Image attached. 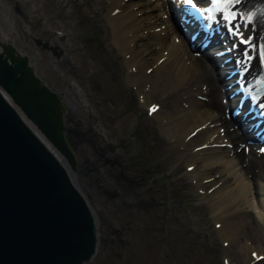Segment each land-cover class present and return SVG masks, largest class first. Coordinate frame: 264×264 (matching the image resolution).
<instances>
[{
  "label": "rangeland",
  "instance_id": "obj_1",
  "mask_svg": "<svg viewBox=\"0 0 264 264\" xmlns=\"http://www.w3.org/2000/svg\"><path fill=\"white\" fill-rule=\"evenodd\" d=\"M91 1L0 0V40L12 41L28 52L37 73L62 92L67 106L64 120L68 139L69 128L86 132L85 136L71 137L80 161L94 157L102 163L105 162L102 152H107L116 168L120 166L116 158H127L133 162L132 169L147 177L148 186L140 192L146 197L136 206L130 207L129 202H138V194H129L121 188L99 193L95 187L96 195L89 192L102 231L97 256L85 264H264V259L251 260L250 256L245 259L225 256V241L214 222L213 199L204 194L190 175L192 169L186 166L185 148L162 134L157 116L148 111V102H163L165 97L159 93L146 104L141 102L136 85L127 79L123 53L114 46L110 34L104 32L109 25L108 9L99 16ZM171 27L173 30L175 25L171 23ZM173 33L175 40L178 37L186 40L178 31ZM36 38L46 40L49 47L38 44ZM52 47H57L60 53ZM86 58L89 63L83 67ZM196 59L203 66L208 63L203 58ZM225 84L227 80L218 81L211 97L222 95ZM175 96L171 93L166 105L174 106ZM220 119L221 128L230 125L224 116ZM96 146L100 152L95 151ZM236 147L233 145L229 151L234 163L236 157L249 152ZM251 155L252 166L246 170V165L240 166L239 162L234 171L231 169L232 175L242 179L253 206H262L263 188L255 181L264 179L263 158L257 151ZM103 172L107 173L95 170L96 175ZM257 207L252 209L260 214ZM114 239L120 246L110 249L109 246L115 245ZM122 251L126 255L121 259Z\"/></svg>",
  "mask_w": 264,
  "mask_h": 264
},
{
  "label": "bare ground",
  "instance_id": "obj_2",
  "mask_svg": "<svg viewBox=\"0 0 264 264\" xmlns=\"http://www.w3.org/2000/svg\"><path fill=\"white\" fill-rule=\"evenodd\" d=\"M201 1L203 2V0ZM91 2L94 4L93 7L95 6V9L98 10L99 13L96 11L98 15L101 14V11L108 9L109 25L105 26L104 32L110 34L113 39L111 40L115 44L113 45L117 46L118 50L123 53L122 65H127L128 67V72L126 71L127 79L136 85L138 93L142 97L141 102L146 104L149 98H153L159 93L166 98H164V101L160 103V107L153 114L159 120L158 125L162 134H165L171 140H176L185 148V152H187L185 156L186 166H190L189 168L192 169L190 175L197 180V185L204 194L211 196L213 199L212 203L216 212L214 222L217 232L222 237V241H225V256L228 255L230 258V256L237 255V258L241 257L242 259L250 256L251 260L259 256V254L264 256V204L262 206L261 204L260 206L254 204L253 206L248 189L243 185L242 179L239 180L235 178V174L232 175V170L234 171L236 164L239 162H241L240 166L246 165V170L252 166L253 156L251 154L256 152V150L253 147V152L239 156L238 159L234 157L237 160L234 159L235 163L232 162L229 155V151H232V148L229 146V142L237 138V131L241 126L236 123L237 121H233L228 126V129H226L227 127L225 128V131L219 124L223 115L220 112V108L222 110L225 108L227 111L229 106L221 97L225 96V91L227 93L232 88L225 86L220 97V93L213 98L210 95L212 88L218 81L224 82L231 79L226 76V67L230 61L223 62V60L219 59L220 55L215 56L214 51L211 53L212 50L208 47L203 51L205 56H207L208 63L203 66L199 64L200 62L196 57L192 56L195 48L192 49L193 46L191 48V41L187 42L185 37L184 39L186 40L183 41L179 37V39L176 38L183 43L175 40L171 27V23H174L171 22L174 17L172 14H177L178 17L182 16V0H92ZM250 30L251 27L245 28V33H249ZM107 37L109 38V35ZM36 40L40 45L43 43L42 41L39 42L37 38ZM12 43L14 45V42ZM2 45L3 43H1V48ZM42 46L44 45L42 44ZM238 48L241 49V46ZM239 49L236 51L238 52ZM252 51H254L253 48L250 52ZM81 55L84 56V54ZM102 55L104 56V54ZM221 58L224 59L223 57ZM29 60L34 64V60H32L30 55ZM90 61L92 62V59ZM88 63L89 59L86 58L83 67ZM100 71L103 72L104 70ZM231 77H235V75ZM85 80L87 79L85 78ZM102 85L104 86V84ZM217 90L219 91L220 89L218 88ZM171 93L176 94L174 97L175 102L173 103L175 105L172 107L166 105L168 103L167 98L171 96ZM203 94L206 97L200 96ZM146 105L148 107L149 102ZM64 113L65 108L62 115L63 120L65 119ZM23 116L26 117V115ZM235 120H238V118H235ZM64 127V134L66 135L65 120ZM35 130L39 133L38 136L45 146L48 149L53 147V151H56V148L51 146L53 143L50 138L39 128H35ZM246 132H249V130L241 131L240 136L242 139L240 141L247 140V137L242 136L246 135ZM227 135L232 138H226ZM235 145L238 147L239 141ZM58 155L62 160H66V157H63L61 153H58ZM76 158L77 160L79 159L77 153ZM241 159H245V161L242 162ZM73 174L77 179L78 186L88 196L79 180L77 169H75ZM255 182L261 185L264 192V179L261 178L260 181ZM88 201H90V205L93 207L95 215H97L99 225L98 211L93 206L92 201ZM254 207L261 210L260 214L254 213V209H252ZM98 230L96 251L88 261L93 260L97 256L100 245L99 238L102 231L100 225ZM254 253L255 255H253ZM226 259L228 260L227 257ZM88 261L83 262V264L88 263Z\"/></svg>",
  "mask_w": 264,
  "mask_h": 264
},
{
  "label": "water",
  "instance_id": "obj_3",
  "mask_svg": "<svg viewBox=\"0 0 264 264\" xmlns=\"http://www.w3.org/2000/svg\"><path fill=\"white\" fill-rule=\"evenodd\" d=\"M64 108L29 55L0 41V264H83L96 251L97 215L73 174Z\"/></svg>",
  "mask_w": 264,
  "mask_h": 264
},
{
  "label": "flooded vegetation",
  "instance_id": "obj_4",
  "mask_svg": "<svg viewBox=\"0 0 264 264\" xmlns=\"http://www.w3.org/2000/svg\"><path fill=\"white\" fill-rule=\"evenodd\" d=\"M86 133V132H85ZM85 133L80 132L77 128H69L68 135L69 139H72V135H76L77 137H80V135L85 136ZM101 149V146H100ZM95 151H99V147H95ZM102 155L104 157L102 158L105 160V162H99L98 160H95L94 157H87V159H82L80 161V165L78 167V177L80 178V182L84 187V190L87 192L88 196H90L89 192L96 195L97 190L95 187H98V191L105 192V191H115L117 189H122L121 191H126L130 194L136 193L138 194V202L133 201L129 202L130 207L136 206L137 204L141 203V200L144 199L146 196H143L140 194L141 190H144L146 188V176L141 175L140 171L136 172L134 169H132L133 163L129 161V159H125L123 157L116 158V163H118L120 166L115 167V163H113L112 158L107 155V152H102ZM104 170L107 171V173L103 172L100 173L102 175H96L95 170ZM109 171V173H108ZM95 188V189H94ZM98 193V194H99ZM152 198V197H150ZM149 198V199H150ZM91 199V196H90ZM128 205V206H129ZM101 229V228H100ZM121 238V237H120ZM115 245L109 246L110 249H113V247L120 246L114 239ZM122 256L126 255L125 251H122ZM115 257V252L111 250V252ZM125 253V254H124ZM111 254V256H112ZM115 263L117 260L114 261Z\"/></svg>",
  "mask_w": 264,
  "mask_h": 264
},
{
  "label": "snow or ice",
  "instance_id": "obj_5",
  "mask_svg": "<svg viewBox=\"0 0 264 264\" xmlns=\"http://www.w3.org/2000/svg\"><path fill=\"white\" fill-rule=\"evenodd\" d=\"M233 2V0H213V3L218 5V6H223V7H227L229 4H231ZM185 4L188 5H192L193 7H195V0H184ZM226 20H231V19H235V16H226L225 17ZM249 19H251V17H249ZM235 30L237 33H239V26H235ZM243 43H247L246 40L242 41ZM157 106L153 105L151 111H156ZM255 255V253L253 254Z\"/></svg>",
  "mask_w": 264,
  "mask_h": 264
}]
</instances>
